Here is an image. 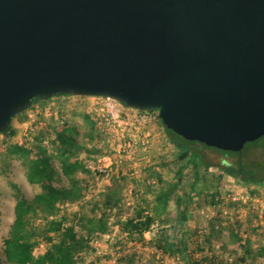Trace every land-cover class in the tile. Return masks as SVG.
<instances>
[{
    "label": "water",
    "instance_id": "water-1",
    "mask_svg": "<svg viewBox=\"0 0 264 264\" xmlns=\"http://www.w3.org/2000/svg\"><path fill=\"white\" fill-rule=\"evenodd\" d=\"M66 94L241 152L264 136V0H0V134Z\"/></svg>",
    "mask_w": 264,
    "mask_h": 264
},
{
    "label": "trees",
    "instance_id": "trees-1",
    "mask_svg": "<svg viewBox=\"0 0 264 264\" xmlns=\"http://www.w3.org/2000/svg\"><path fill=\"white\" fill-rule=\"evenodd\" d=\"M71 96L74 95L36 98L34 105L39 101L47 104L51 99L61 100ZM24 112L16 115L12 123ZM59 112L58 107L47 112L48 114L45 113V123L38 122L33 126L28 138L21 143L12 141L2 153L4 160H19L26 169L28 181L40 188L33 200H27L17 184H11L16 198L15 220L9 235L4 239V254L10 264H78L83 253H90L94 249V240L110 233V219L114 210L123 203L120 190L111 187L97 193L94 199L88 202V210L84 208L68 212V205L82 203L90 193L92 175L86 167V155L82 154L85 153L91 158V155L103 154L107 150L98 149L95 144L100 133L90 114L81 113L83 125L88 128V132L87 142L80 143L82 128L71 118L62 121ZM158 119L166 132L172 136L170 141L180 148L178 161L187 163L178 168L173 181L166 182L159 178L162 187L155 195L154 209L148 211L140 208L135 215L122 222L124 239L135 242L144 240L145 233L152 228L158 217L167 211L169 203L173 201L177 208V217L169 226H162L148 242L154 249L148 264L158 263L156 254L176 258L183 264H264V240L254 239L252 235L262 228L256 221L264 219V209L260 218V212L247 201L251 208L250 215L245 218L237 215L234 220L233 217L227 216L224 220L221 204L227 199L219 190L221 180L228 175L250 187V194L254 197L261 195L264 188V136L247 143L241 152L224 151L196 141H188L169 130L159 115ZM15 133L11 125L0 135L13 137ZM173 135L179 136L188 145L181 146V142ZM194 144H201L223 155L217 164L215 189L206 193L207 204L217 208V213L209 218L203 228L191 227L189 224L190 203L196 197L194 188L188 192H180L181 179L188 165H193L196 169L194 182L201 179L200 166L206 169L212 166L203 154L192 151L190 146ZM258 149H263V156L251 159L252 153ZM193 153L198 156L194 158ZM55 162L59 163L61 175L68 181L67 187L56 186L59 173ZM237 203L241 202L235 203L229 199L232 207ZM77 222L85 235H81L77 230ZM196 236H200V239L196 240ZM43 244L44 248L38 250ZM198 253L201 254L200 259L196 257ZM142 258L134 251L120 262L144 264Z\"/></svg>",
    "mask_w": 264,
    "mask_h": 264
},
{
    "label": "rangeland",
    "instance_id": "rangeland-1",
    "mask_svg": "<svg viewBox=\"0 0 264 264\" xmlns=\"http://www.w3.org/2000/svg\"><path fill=\"white\" fill-rule=\"evenodd\" d=\"M92 101L93 99L88 96H71L67 97L65 102L61 100L46 105H43L42 101H39L34 105V108L31 107L15 118L11 124L16 132L13 137L0 135V264H10L4 254V239L9 235L11 226L15 220L16 198L11 184H17L27 200H33L34 196L40 191L38 186L32 185L28 181L26 169L21 162L15 159H11L10 161L4 160L2 153L12 141L21 143L28 138L30 131L33 130V126L38 124V122L45 123L46 119L44 118L46 116L44 114L58 107L60 108L59 113L65 117V120L71 118L82 128L79 141L80 143H86L88 128L83 125L84 122L81 113L86 112L87 106ZM121 104L124 109L130 108L124 103ZM154 111L156 119L147 131V135H149L151 140L150 147L147 150H139L129 163L121 164L120 166L115 165L110 175L106 178L92 175L90 179V193L87 197H85L82 203H74L67 207L70 213L84 208L88 210V202L94 199L95 195L100 191L107 190L111 187L118 188L123 197V203L114 210L109 222L111 227L110 238H105V235L99 237V245L96 246L93 242L94 249L90 253H83L78 264H117L118 262L119 264H123L120 260L134 251L143 257L141 261L145 262L144 264H148L151 261L150 258L154 254V249L148 243L150 241L149 237H145L144 240L137 242L125 240L121 227L122 222L135 215L140 208L147 209L148 211L154 209L156 203L155 195L162 187L159 184V178H162L166 182L173 181L178 168L187 163L186 161H178L180 148L170 141V137L172 136L166 132L158 119L157 115H159V111ZM173 136L181 142V146L188 145L179 136ZM190 147L192 151H198L203 154L205 160L212 165L210 169L200 166L201 179L197 182H194L195 167L188 165L180 185V192H188L191 188H194L196 197L190 203L191 220L189 224L191 227L203 228L207 225L209 218L217 213V208H212V206L207 204L206 193L213 192L215 189L216 174H218L217 164L223 158V155L214 150L207 149L201 144H194ZM192 156L195 158L198 155L193 153ZM262 156L263 149H258L252 153L251 159H257ZM55 167L59 173L56 186L67 187L68 181L61 175L58 162H55ZM148 178L155 179V183L149 185L147 183ZM219 190L227 199L223 205L221 204V208L224 211L222 214L223 219L231 216L234 220V217L237 218V215L241 216V218L250 215L251 208L247 205V201L251 202V207L254 206L256 208L255 210L260 212V218L262 217L261 214L264 209V188L261 190V195L254 197L250 194V187L225 175L219 184ZM229 199L235 203L236 201L241 203H237L232 207L229 204ZM176 217L177 208L174 202L171 201L167 211L161 214L156 221L159 224V230L162 226L172 224ZM231 219H228V221H231ZM39 221L37 220V222ZM76 224L80 234L85 235L82 233L78 225L79 223L77 222ZM256 224H260L262 228L257 233H252L253 238L264 240V219L257 220ZM195 239H200V236H196ZM43 248L44 244L39 246L38 250ZM155 256L158 260L157 264H183L181 263L182 261L173 257H162L160 254H156ZM200 256L201 254L198 253L196 257L200 259Z\"/></svg>",
    "mask_w": 264,
    "mask_h": 264
},
{
    "label": "built area",
    "instance_id": "built-area-1",
    "mask_svg": "<svg viewBox=\"0 0 264 264\" xmlns=\"http://www.w3.org/2000/svg\"><path fill=\"white\" fill-rule=\"evenodd\" d=\"M93 101L87 106L86 113L95 120L100 137L95 144L98 149H106L103 154H87L85 162L90 175L106 178L115 165L129 163L139 150H147L151 140L147 131L156 119L153 111H143L130 107L124 109L121 102L107 97H90ZM158 116V115H157ZM62 121L65 117L61 114ZM46 143L48 140L45 141ZM155 179L148 178L147 183L152 185ZM110 224V223H109ZM159 231V224L154 223L145 233V237L152 239ZM110 233L105 238H110ZM96 246L99 239L94 240Z\"/></svg>",
    "mask_w": 264,
    "mask_h": 264
},
{
    "label": "crops",
    "instance_id": "crops-1",
    "mask_svg": "<svg viewBox=\"0 0 264 264\" xmlns=\"http://www.w3.org/2000/svg\"><path fill=\"white\" fill-rule=\"evenodd\" d=\"M66 99H67V97L66 98H61V100H64V101H66ZM59 100H60L59 98H54V99H51L49 101V103H47V104H53L54 102H58ZM42 103H43V105H46V102H42ZM165 136H166V133H165Z\"/></svg>",
    "mask_w": 264,
    "mask_h": 264
}]
</instances>
